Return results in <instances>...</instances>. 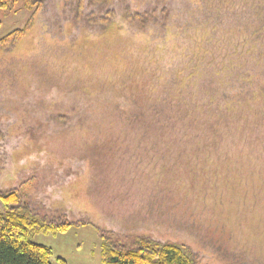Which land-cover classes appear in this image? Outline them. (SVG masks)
I'll list each match as a JSON object with an SVG mask.
<instances>
[{"label":"rangeland","instance_id":"1","mask_svg":"<svg viewBox=\"0 0 264 264\" xmlns=\"http://www.w3.org/2000/svg\"><path fill=\"white\" fill-rule=\"evenodd\" d=\"M0 193L52 263L102 243L264 264V0H40L0 11ZM1 207V204H0Z\"/></svg>","mask_w":264,"mask_h":264},{"label":"trees","instance_id":"2","mask_svg":"<svg viewBox=\"0 0 264 264\" xmlns=\"http://www.w3.org/2000/svg\"><path fill=\"white\" fill-rule=\"evenodd\" d=\"M20 2L27 10L40 5V0H0V11H9ZM26 28L16 30L0 39V52L17 43ZM15 190L0 193V264H53V252L32 241L34 235L64 234L71 226L39 220L23 204ZM105 264H195L193 257L182 246L159 244L137 238L129 247L102 243ZM59 264H65L56 259Z\"/></svg>","mask_w":264,"mask_h":264}]
</instances>
